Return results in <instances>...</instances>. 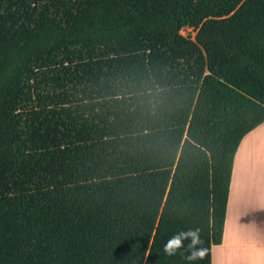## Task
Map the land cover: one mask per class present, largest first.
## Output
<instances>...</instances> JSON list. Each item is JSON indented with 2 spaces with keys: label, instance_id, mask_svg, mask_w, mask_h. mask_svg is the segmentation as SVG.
Wrapping results in <instances>:
<instances>
[{
  "label": "trees",
  "instance_id": "obj_1",
  "mask_svg": "<svg viewBox=\"0 0 264 264\" xmlns=\"http://www.w3.org/2000/svg\"><path fill=\"white\" fill-rule=\"evenodd\" d=\"M263 122L264 0H0V264H210Z\"/></svg>",
  "mask_w": 264,
  "mask_h": 264
},
{
  "label": "crops",
  "instance_id": "obj_2",
  "mask_svg": "<svg viewBox=\"0 0 264 264\" xmlns=\"http://www.w3.org/2000/svg\"><path fill=\"white\" fill-rule=\"evenodd\" d=\"M262 127L246 134L235 152L222 238L211 246L210 264H264V178L250 151L240 154Z\"/></svg>",
  "mask_w": 264,
  "mask_h": 264
},
{
  "label": "clouds",
  "instance_id": "obj_3",
  "mask_svg": "<svg viewBox=\"0 0 264 264\" xmlns=\"http://www.w3.org/2000/svg\"><path fill=\"white\" fill-rule=\"evenodd\" d=\"M203 243L204 241L198 228L181 230L169 237L163 250L167 256H174L186 251L188 253L186 259L189 262H195L202 259L206 253Z\"/></svg>",
  "mask_w": 264,
  "mask_h": 264
},
{
  "label": "rangeland",
  "instance_id": "obj_4",
  "mask_svg": "<svg viewBox=\"0 0 264 264\" xmlns=\"http://www.w3.org/2000/svg\"><path fill=\"white\" fill-rule=\"evenodd\" d=\"M180 34L186 38H189L190 40H194L196 32L192 28H184L180 31ZM260 130L262 131H259L260 133L255 135L259 136L257 139H247L246 141H244L240 149V154L245 150H249V153L254 157L258 167L261 168V176H263L264 178V127H262V129ZM237 158L239 159V156Z\"/></svg>",
  "mask_w": 264,
  "mask_h": 264
}]
</instances>
